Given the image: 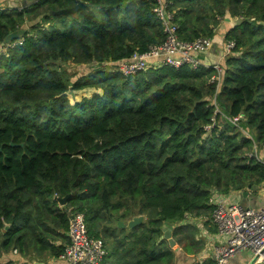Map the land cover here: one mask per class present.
<instances>
[{
    "label": "trees",
    "instance_id": "1",
    "mask_svg": "<svg viewBox=\"0 0 264 264\" xmlns=\"http://www.w3.org/2000/svg\"><path fill=\"white\" fill-rule=\"evenodd\" d=\"M82 1L89 8L69 15L53 13L78 0L0 8V45L27 31L0 51V261L14 251L60 258L76 212L105 243L103 264H174L165 228L197 256L205 242L196 219L218 232L213 195L264 184V0L169 5L184 42L213 39L221 21L240 19L226 34L236 47L220 81L204 67L132 76L95 68L147 53L167 34L157 0ZM68 64L97 70L71 83ZM141 215L134 229L118 227Z\"/></svg>",
    "mask_w": 264,
    "mask_h": 264
},
{
    "label": "built area",
    "instance_id": "2",
    "mask_svg": "<svg viewBox=\"0 0 264 264\" xmlns=\"http://www.w3.org/2000/svg\"><path fill=\"white\" fill-rule=\"evenodd\" d=\"M171 2L172 0H157L155 8V13L163 23L167 34L163 45L151 47L147 53H136L118 62L96 63L94 67L115 69L124 76H132L148 69L165 66L174 69L188 66L194 70L204 67L216 70L218 77L216 76L213 81H220L224 73L223 63L233 54L236 43L226 41L221 60L212 65L205 64L201 56L213 48L214 38H200L194 42L182 41L178 34L179 27L174 21V13L169 10ZM241 120V117H236L233 122L244 130L240 124ZM245 134L252 136L250 133ZM210 202L215 206L212 220L222 242V245L215 250L217 264H226L244 251L252 253L251 263L257 258L255 264H264V207H245L239 201H229L225 196L215 195ZM186 221L191 223L192 219L189 217ZM69 236L72 242L62 256L65 264H103L105 262L109 254L106 245L103 240L90 236L83 213L76 212L72 215ZM14 253L18 254L17 251Z\"/></svg>",
    "mask_w": 264,
    "mask_h": 264
},
{
    "label": "crops",
    "instance_id": "3",
    "mask_svg": "<svg viewBox=\"0 0 264 264\" xmlns=\"http://www.w3.org/2000/svg\"><path fill=\"white\" fill-rule=\"evenodd\" d=\"M37 2H40V0H0V8H17L18 4L22 5L20 8H23L34 5ZM225 20V25L221 24L220 28L216 31V36L214 37L215 44L213 48L207 54L201 56L202 61L207 65L215 64L221 60V56L224 52V45L226 43V34L233 25L229 23L230 21L228 19ZM244 131L249 133L246 128H244ZM257 154L258 157L264 161V148L259 150ZM247 192V196L244 195L245 192H234L230 195H221L219 193H215L214 195L222 197L225 196L229 201H239L245 207H264V184L260 187L254 188L253 190L249 188ZM196 222H198V227L200 228L198 239L205 242V249L199 255L191 256L177 246L173 249L176 255L174 264H197L204 263L208 260L216 261L215 250L222 245V242L218 237V232H216V230L214 232L208 230L204 224L205 220L203 219H196ZM252 258L253 256L251 252L244 251L238 254L236 257L230 259L226 264H250ZM36 261L42 262L44 264H65L62 256L60 258L47 257L44 260H41L35 257L23 258L21 255L15 254L14 252L5 256L0 261V264H7L8 262H15L16 264H34Z\"/></svg>",
    "mask_w": 264,
    "mask_h": 264
},
{
    "label": "water",
    "instance_id": "4",
    "mask_svg": "<svg viewBox=\"0 0 264 264\" xmlns=\"http://www.w3.org/2000/svg\"><path fill=\"white\" fill-rule=\"evenodd\" d=\"M22 7V5L18 4L17 8H20ZM27 7V6H26ZM89 8V6L87 4H85L82 0H78V3L75 7L71 8V9H64V10H61L59 12H56V13H53L55 15H69V14H76L77 12H79L80 10H83V9H87ZM228 20L230 21V19L228 18ZM26 30H19L13 34H11L1 45H0V51L3 50V47H6L7 45H9L10 43H12V41L20 38V37H23L25 34H26ZM251 188V187H250ZM248 192H245L244 195L247 196ZM69 199V196L61 199V204L62 205H65L67 203ZM145 219L146 217L141 215V216H138V217H134L132 220H130L128 223L124 222V221H119L118 222V227L121 228V229H124V228H128V229H134L135 227L143 224L145 222ZM9 228V227H8ZM162 240H167L170 244V247L172 249L176 248L177 247V243L176 241L174 240L173 238V233L170 229L168 228H165L164 229V235L162 237ZM257 262V258H255L251 264H255ZM34 264H44L42 262H35Z\"/></svg>",
    "mask_w": 264,
    "mask_h": 264
},
{
    "label": "rangeland",
    "instance_id": "5",
    "mask_svg": "<svg viewBox=\"0 0 264 264\" xmlns=\"http://www.w3.org/2000/svg\"><path fill=\"white\" fill-rule=\"evenodd\" d=\"M230 19V18H229ZM240 22V19H234L233 21H231L230 19V24H234V23H238ZM226 23V20H223L221 21V24L222 25H225ZM221 30V29H220ZM97 68V67H95ZM95 68H78L76 67L75 65H72V64H68L64 67V69L66 70L67 72V75L70 77V82H74L84 76H88L90 75L91 73H93L95 70ZM95 69V70H93ZM109 69V68H107ZM94 92L93 89H90V90H84V91H81V92H75V91H71L69 92V96L70 98L75 102V101H78V100H81L82 97L84 96H90L92 93ZM251 134V133H250Z\"/></svg>",
    "mask_w": 264,
    "mask_h": 264
}]
</instances>
